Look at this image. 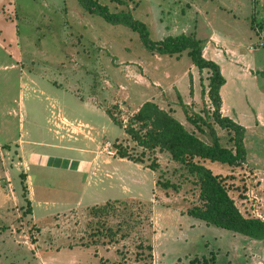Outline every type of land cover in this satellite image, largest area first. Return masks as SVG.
Segmentation results:
<instances>
[{"label":"rangeland","instance_id":"rangeland-1","mask_svg":"<svg viewBox=\"0 0 264 264\" xmlns=\"http://www.w3.org/2000/svg\"><path fill=\"white\" fill-rule=\"evenodd\" d=\"M98 1L131 11L153 41H203L227 81L221 114L246 129L247 156L239 166L198 161L220 176L244 217L264 221V0ZM160 57L138 33L87 13L78 0H0V264H264V239L188 215L202 205V175L190 160L145 151L126 133L149 96L142 90L151 61L160 65L154 77L189 99L187 52ZM203 99L175 117L208 145L214 127L235 151V133L215 124ZM115 201L120 211L141 203L148 220L122 224L118 243L83 245L90 210ZM124 218L111 216L108 225L118 230Z\"/></svg>","mask_w":264,"mask_h":264},{"label":"trees","instance_id":"trees-1","mask_svg":"<svg viewBox=\"0 0 264 264\" xmlns=\"http://www.w3.org/2000/svg\"><path fill=\"white\" fill-rule=\"evenodd\" d=\"M78 1L87 13L98 15L109 24L123 25L138 33L149 52L163 56L181 55L187 52L201 71L208 70L210 72L208 95L214 107L215 124H218L222 129L235 133L232 138L236 147L235 151L220 144L214 127L211 126V130L216 140L213 145H208L196 133L189 131L171 112L161 109L154 102L144 103L125 130L137 146L143 150L167 152L176 162L188 159L191 165L199 170L202 175L200 179V201L202 205L189 210V216L206 222L208 225L241 234L251 239H264V221L258 218L244 217L240 213L235 200L229 194L228 189L222 183L220 176L215 175L210 169L199 163V161H211L228 166H239L246 161L247 156L244 144L246 129L231 118L224 117L221 114L223 101L220 92L227 81L220 65L204 57L203 41L193 35L186 34L153 41L148 26L137 20L131 11L112 12L107 5L98 0ZM113 1L120 5L125 4L124 0ZM207 114L209 115V112ZM187 119L198 124L189 116ZM116 122L118 121L116 120ZM121 154L122 157L129 156L127 153ZM139 161L141 159H136V162ZM171 187H174V185L165 184V188ZM116 204H118V201L108 202L90 210V216L92 217L90 222V225H92L91 240L83 245L90 248L118 243L120 239L117 237L123 230L122 224L127 222L128 225L131 223L138 225L144 224L148 220V215H143L146 211L141 203L125 204L123 211H120ZM136 206L139 208L136 209ZM117 215L121 218L125 216V218L124 221L120 222L121 227L115 230L113 226L108 225V220L109 217ZM124 231L121 239H125L129 234L124 233ZM140 249H144L142 243ZM148 249L152 250V246L149 245Z\"/></svg>","mask_w":264,"mask_h":264},{"label":"crops","instance_id":"crops-1","mask_svg":"<svg viewBox=\"0 0 264 264\" xmlns=\"http://www.w3.org/2000/svg\"><path fill=\"white\" fill-rule=\"evenodd\" d=\"M180 35H182V34H180ZM175 36H179V35L176 34ZM193 36H195V35H193ZM210 40H213V42H216V40L212 36H211ZM208 44L214 45V43H212L211 41ZM204 49H205V46H204ZM149 53L151 55H153L156 60L161 61V57L160 56H163V55L153 54L151 52H149ZM183 54L174 55V56H176L179 59V58L182 57ZM193 64H194V62H193ZM147 66H148V63H147ZM159 66H160L159 64L153 63L151 61V66L149 65V67H148L149 70L151 71V73L152 72L153 73H152V75H147L150 78L146 79V82L148 84H150V86L148 85L149 87L147 88V85H143V88H145V90H142L143 93L144 92H149V96H148L147 100L144 103H146V102H154V103L158 104L161 107V109H163L165 111H168V112H171L174 116H177V114L178 113L180 114V112L182 113L183 111L190 110L189 106H191V107L197 106L198 103H199L198 100H200V98L203 99L204 97H206V100L210 99L209 95H208V93H209V83H210V81L208 79L209 75L207 76V78L205 80L206 82L202 81L203 80V76L205 74V71L208 72V70L201 71L194 64V67L190 70V73H189V76L191 77V92H190V95H189V99H187V101H185V100L182 99L181 96L176 94L175 91H177V88H176L177 85L175 84V82L172 83L169 86H166V84L161 81L160 77L159 78H155L154 77V76H159V74H158ZM196 68H198L199 74L197 73V69ZM165 78L167 80L171 79V76H170V74L168 72H166ZM226 84H227V82H226ZM224 88H225V86L222 87L220 94H221L222 101H223L222 111L225 113V109H227V107H226L224 96H223V92H222ZM137 93H139V92H137ZM165 100H167V101H165ZM165 102H168V103H166L167 104V108L164 106ZM143 104H141L139 106V109H140V107ZM206 104H209V103L206 101ZM38 105L42 106L40 101H39ZM207 108H209V107H207ZM182 118L184 119V116ZM181 123L185 126V122L183 120L181 121Z\"/></svg>","mask_w":264,"mask_h":264}]
</instances>
